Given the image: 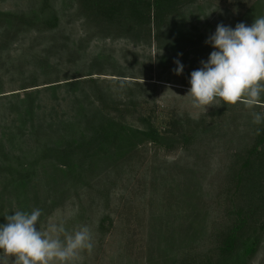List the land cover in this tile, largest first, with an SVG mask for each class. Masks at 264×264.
<instances>
[{
    "label": "rangeland",
    "instance_id": "obj_1",
    "mask_svg": "<svg viewBox=\"0 0 264 264\" xmlns=\"http://www.w3.org/2000/svg\"><path fill=\"white\" fill-rule=\"evenodd\" d=\"M256 1L192 3L163 29L160 40L149 42L94 29L73 0H51L45 13L41 0H0V12L34 17L31 22L0 23V126L5 131L19 132L22 121H14L10 106L28 93L46 106V114L52 104L65 110V100L87 93L99 106L101 100L109 108L126 106L129 121L149 115L160 130L171 129L175 120L182 131L199 129L198 139L187 148L138 143L137 151L117 167L91 168L79 180L53 167H35L38 174L31 184L36 183L37 193L30 185L19 204L29 205L28 212L42 210L37 225L42 231L59 221L68 232L89 226L94 247L82 252L77 264H171L183 252L209 246L210 225L221 214L219 194L228 163L252 141V112L264 114V104L248 109L217 101L220 105L204 112L192 107L188 81L213 51L205 41L217 24L251 25L264 16V0L250 10ZM53 16L56 26L46 23ZM176 59L184 66L180 75L173 71ZM89 77L95 82H86ZM75 80L83 83L65 87ZM57 84L62 87H48ZM35 130L30 123L22 130L20 141L28 151L39 142ZM3 182L0 176V187ZM17 203L13 199L7 208L14 210ZM0 259L11 264L14 258ZM250 264H264V242Z\"/></svg>",
    "mask_w": 264,
    "mask_h": 264
},
{
    "label": "trees",
    "instance_id": "obj_2",
    "mask_svg": "<svg viewBox=\"0 0 264 264\" xmlns=\"http://www.w3.org/2000/svg\"><path fill=\"white\" fill-rule=\"evenodd\" d=\"M73 1L94 29L151 42L160 40L163 29L187 6L201 0ZM50 6L51 0H41L40 11L45 13ZM258 8L259 0L250 6L252 11ZM14 19L23 23L33 21L34 17L0 12V23ZM57 20L53 16L46 23L56 26ZM86 82L95 80L89 77ZM82 83L75 80L65 87ZM48 87L56 90L62 86ZM34 95L28 93L18 104L10 106L14 108V121H22L19 132L5 131L0 126V176L4 181L0 187V224L6 223L4 217L16 210H29V205L19 204V198L27 197L30 185L37 193L36 183L31 184L38 174L35 167H53L79 180L91 168L117 167L125 155L137 151L138 143L173 150L187 148L199 137V129L185 132L176 127L180 125L178 120L165 130H160L149 115L139 114L129 121L130 110L126 106L120 108L115 104L109 108L102 100L99 106L87 93L65 100V110L52 104L46 114V106L32 101ZM28 123L31 130L37 129L34 135L39 140L31 151L23 148L24 140L20 141ZM5 148L9 150L6 152ZM13 199L18 201L14 210L7 208ZM219 200L221 214L210 225L209 246L201 252H183L171 264H250L259 253L264 242V122L255 124L252 141L232 154Z\"/></svg>",
    "mask_w": 264,
    "mask_h": 264
},
{
    "label": "clouds",
    "instance_id": "obj_3",
    "mask_svg": "<svg viewBox=\"0 0 264 264\" xmlns=\"http://www.w3.org/2000/svg\"><path fill=\"white\" fill-rule=\"evenodd\" d=\"M213 51L201 67L190 73L187 96L193 108L206 112L208 106L242 103L254 109L264 103V16L251 25L217 24L205 41ZM181 55V54H178ZM174 74L183 64L174 60ZM221 103V104H222ZM253 122H264V114L252 112ZM42 210H16L0 224V256L13 257L11 264H77L81 253L91 252L94 243L87 225L68 232L64 221L50 222L46 231L37 225ZM0 264H8L0 259Z\"/></svg>",
    "mask_w": 264,
    "mask_h": 264
}]
</instances>
